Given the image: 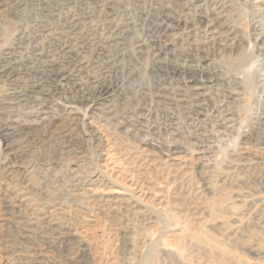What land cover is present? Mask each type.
Instances as JSON below:
<instances>
[{
  "label": "bare ground",
  "instance_id": "obj_1",
  "mask_svg": "<svg viewBox=\"0 0 264 264\" xmlns=\"http://www.w3.org/2000/svg\"><path fill=\"white\" fill-rule=\"evenodd\" d=\"M5 1L20 12L24 11L23 9L22 11L21 8L26 5L27 1H35L39 5L40 15L43 17V20L40 19L39 21L31 18L27 20L28 22L25 21L23 25L16 23L13 28L9 29L7 27L8 29L5 30V32L1 31L0 82H2L1 84H3V87H6L3 91L4 98L2 100L8 102L6 104L4 103L5 105H12V103H18L20 101L30 102L31 105L32 103L40 102L37 109L33 108L35 110H32L29 108L31 111H27L33 114L32 116L35 118L52 108V106L50 107L48 104L56 102L57 100H62L64 103L78 107L99 106L101 102L103 103V101L109 99L113 94L115 95V93H118L120 96L125 97V103L127 104L126 107L123 106V112L120 111L122 113L123 123H126L132 128L135 127L144 131L148 137L155 140H158L160 136L165 134L171 137L175 135L180 137V139L185 138V140L191 141V147L193 148L190 151L179 145L166 146V144H161V142L151 144L142 140L132 143L141 154L145 152L153 153L158 157L160 163L162 162L164 172H166V174L164 173L165 177H162L166 178L164 180L166 183L162 184H166L169 194L176 195L184 205L186 204L185 206L190 203L193 204L195 201H202L203 205L205 204L208 207H213L216 203H222L219 201L224 202L225 199L228 200V197L224 195L225 193L221 194L223 190L213 194L209 199L206 198L205 192L208 190V187H206L208 185H206V182H202L203 175H200L201 172L199 168L201 162H205L216 155L213 148L209 145L207 147L205 146L210 138L208 135L202 134L203 127L205 126L204 124L209 122L216 126V122L219 121L218 119L220 118L222 121H227L235 117L233 116L234 113L230 114L226 112L227 110H223V103H225L227 99H231L236 90L224 95L222 97L223 99L221 98L222 101H218L220 104H218V102L216 103L214 98L215 96H219L213 94L212 98H210L211 94L208 95L207 92H210L212 86L221 80L220 77H222V74L220 75L216 69H213L212 66L207 63L210 54L208 55V52L201 53V50L197 49V47L194 49L189 48L187 50L188 53L183 52V50L174 56H169L167 51L172 37H175L178 31L189 25L199 28L198 31L202 33L205 37L204 39H206H203V44L210 43L213 49L216 50V48H221L225 51L228 48V46L225 45L226 41L231 34L235 33V30H237L235 29V22L232 17L234 6V3H231L232 1ZM244 4L254 8L264 7V0H242L240 6ZM236 6L238 7V5ZM244 7H246V5ZM256 12L261 13V11ZM238 18L236 17V19ZM245 26H247V24ZM257 27L258 23L253 22L250 28L254 32ZM248 29L245 30L248 32ZM188 30H190V28H188ZM238 32L241 31L238 30ZM249 38L248 35L247 37L244 35L241 40L243 39L245 44H249ZM185 39L186 38H184V40ZM232 46L233 45H230L228 48H231L230 51L233 50ZM249 50L252 54L262 53L264 55V36L262 34L255 35L253 46ZM170 51L172 52V50ZM246 51L248 52V50ZM225 83L223 82L222 84H225L229 89H231V86L234 87L233 89L239 87V83L233 80H227ZM188 91H190L189 95L186 94ZM53 107L55 108V106ZM64 110H62V114L59 116H50V118H43L40 122H28L20 125L16 121L10 120L11 116L14 114L10 112L11 110H4V112L0 114V142H4V140L8 139H21L23 135L28 136L29 132L32 130L41 129L43 126L61 121V119H68V121L73 122V119L69 120L71 115ZM3 117L8 118V121L4 120ZM64 128L65 127H63V129ZM57 130L58 129H56L55 133ZM71 133H73V131H71ZM84 134L89 137L88 141L91 140L92 142H98L102 138V135L92 130L85 131ZM112 135L110 134L109 136ZM27 136L17 142L18 150L16 155L14 154L16 152L13 151V155L2 159L0 162V172L3 171V173H8L18 167L16 164L17 159L21 158L20 156L24 154L26 148L28 149L29 142L26 140ZM260 136H263L264 142V134ZM112 139L113 137L107 136L106 142L113 141ZM244 139L246 140L239 145L238 152L245 155L250 153V147L247 148L248 137H244ZM56 140L58 141V138H56ZM60 141L62 142V139ZM78 143L73 138H69L62 142V146L59 150L64 155L76 156L85 148L84 143ZM55 145H57V143ZM113 145L114 144H112V146ZM261 146L263 147V145ZM104 149H106V147ZM118 149L117 151L124 150V148L121 150L120 148ZM53 150H55V147ZM261 150H264V147ZM101 151L102 148L99 150L100 154L98 158H101ZM124 152L122 151L121 154ZM217 155L216 157H218ZM259 155H261V153H259ZM139 156L141 157V155ZM124 158L126 159L125 154ZM125 159L124 161H126ZM133 159L135 158L133 157ZM176 159H179V161L182 160L183 163H185L183 168L185 165L186 167L188 166L185 171L183 170L184 173L175 172L176 175L181 174L179 181L176 180L178 184H174L173 182L169 183L168 177L171 176L170 174L172 173L171 168L174 165H172V162ZM121 162L122 161H120V163ZM21 163H19L20 166ZM60 163L61 160L58 158L57 160H53L50 164H52V166H60ZM27 164H29V162H27ZM27 164L25 163V165ZM71 165L73 164L69 165L70 167H68L67 171H55L54 169L50 171L52 173L48 172L49 183L46 182V184L44 183L45 181L41 180L43 181L42 183L46 184L45 187H47V189L42 188L40 192L45 205L44 209H41V207L38 208L34 205L35 203H31L29 198H17L16 200H7V198L3 199L4 201L1 202L3 204L0 209V227L4 228L2 251L5 256L4 260L6 264H187L188 257L186 258V256L189 255H185L184 251L186 252V249H188L186 248L188 241L189 243L190 241L191 243L195 242L198 246H200V244L209 246V240L211 239H209V236H206L202 230L204 228V222L199 224L197 220L196 223L192 224V229L183 228L181 230L182 232L175 236L178 240L175 248H173L174 245L172 246L173 249L168 246V242L170 241V239L167 241V234L170 233L168 229L169 227L181 225L179 223L180 219L177 218L179 215L173 212L170 213L172 210L164 208L166 206L165 204L164 207L159 205V208L155 203L156 194L153 193L154 195L151 197L149 196L151 194L146 193V189L149 186L146 185L147 183L144 179L134 180V178H131L129 181L123 180V186L118 188L117 181H113L116 180L117 177L111 180V174L106 175L103 173L102 175L107 180L106 186L111 185L110 187H113L109 188L111 192H106L105 188L102 186H96L94 180H85L81 177V174L79 176L75 170L76 168H73ZM156 166L154 168H156ZM156 171L158 173L160 170ZM48 174L45 175L48 176ZM125 174L126 173H124V175ZM120 182H122V180ZM166 187L164 188L166 189ZM28 189L29 188H27V190ZM121 191H129L131 193L129 197L132 200L131 203H128L126 200L125 202L118 200L117 197L107 196L109 193L113 195L117 194L118 196ZM151 191L152 190L149 192ZM231 192L234 193L237 204H240L242 208V213L232 214L231 216L236 229L246 223L250 225V229L252 227V231L255 230L258 233H264V175L258 178L247 177L243 180H237L236 186ZM64 195L66 196L65 198ZM168 197L166 200H170ZM216 199L219 201H215ZM167 202L166 204H168ZM178 204H181V202ZM191 207L188 209L191 210ZM156 208L159 210L161 209L160 212ZM102 209L108 213L121 214L124 220H126L125 216L129 215L130 218L126 220L127 224L119 226L118 228H99V226L97 228L95 221L97 215L102 213ZM186 211L187 210H184V212ZM188 212L190 213V211ZM195 213H197V211ZM72 216L77 220L75 225L66 222L67 218ZM188 218L191 219L189 215ZM213 220H215V218ZM164 221H166L169 226H166ZM188 221L186 220V222H184L185 225L188 224ZM199 233H202V235L199 236ZM173 235H175V233ZM172 240L174 241L175 239ZM165 241H167L168 245H166ZM196 244H194V246ZM196 249L198 250V248ZM233 262H235V260ZM235 264L249 263L237 260Z\"/></svg>",
  "mask_w": 264,
  "mask_h": 264
},
{
  "label": "rangeland",
  "instance_id": "obj_2",
  "mask_svg": "<svg viewBox=\"0 0 264 264\" xmlns=\"http://www.w3.org/2000/svg\"><path fill=\"white\" fill-rule=\"evenodd\" d=\"M3 1H5V0H3ZM3 1L0 0V11H1L0 12V34H1V31L5 32V30H7L8 28L9 29L13 28L16 23L17 24L20 23L21 25H23L25 21H27L31 18L34 20H39V21H40V19L43 20L42 15H40L41 13L39 11L40 10V8L38 7L39 5L35 1H27L26 5L23 8H21V10L22 9L24 10V11L23 10L22 11L25 14L23 12H20L19 10H15L13 7H11V5L7 4L6 1L5 2H3ZM227 1H229V2L232 1L231 2L232 4L234 3L232 17H233V21L235 22L234 23L235 29H237V30H235V33H232L231 36L229 37V39L226 41V43L228 45L225 43V45L228 46V48L230 47V45H233L232 51H230L231 48L230 49L227 48L225 51L222 50L221 48H219V49L216 48V50H215L211 47L210 43L203 44L204 40H206V39H204L205 37L202 35V33H200L198 31L199 28H197L196 26L189 25V26L184 27L180 31H178V33H177V35H175V37L174 36L172 37V40L169 43V48H168L167 52H168L169 56H174V55L182 52L183 50H184L183 52L188 53L187 50L189 48L194 49L197 47V49L201 50L200 51L201 53L202 52L203 53L208 52L207 54L211 55V56L210 55L208 56L209 59H208L207 63L210 64L213 69H216L220 75L222 74L221 75L222 77H220L221 80H219V82H218L219 85H218V83L214 84L212 86V90L210 92H207L208 95L211 94L210 98H212L213 94L219 96V97L215 96L216 99L214 98L216 103L218 101H222V99H223L222 97L224 95L228 94L231 91L236 90V92L233 93L232 98L227 99L225 101L226 104L223 103V110L224 111L227 110L226 112H228L230 114L234 113L233 116H235L234 117L235 119L232 118V120L230 119L227 121H222L220 118V119H218L219 121H217L218 123L216 122V126H215V124H212L209 122H206L204 124L205 126L203 127L202 134L206 135V136L208 135L210 138L207 145H205V146L207 147L209 145L211 148H213L214 149L213 151L215 152V154L216 155L219 154V155H217L219 158L216 157V155H214L215 157H213V158H211L205 162H201L202 164L200 163V168H199L200 172H201V173L199 172L200 175H203L202 176V178H203L202 182L203 183L206 182L207 183L206 185H208V186H206V187H208V190H206V192H205L206 198L209 199L211 196H213V194L217 193L218 191L223 190V191H221V194L225 193L224 195L228 197L227 199L229 201L225 199V201H226V203H225V201L223 202V201H219L216 199L215 201H217V202L219 201L222 203H216V205H213V207H208L205 204L203 205L202 201H195L196 204L193 202V204L192 203L189 204L190 206L189 205L185 206L186 204L184 205V203L181 200H179V198L176 197V195H173L171 193L169 194L167 191L166 184H164L165 186L162 184V183H166V181H164L166 178H162L166 174V172H164V167L162 165V162L160 163V160H158V157L155 156L153 153L145 152V153L141 154L140 151H138L136 149V146L133 145L132 143L142 141V140L145 142H149L151 144H156L157 142L158 143L161 142V144L162 143L164 145L166 144V146L167 145H171V146L179 145L182 148L189 150V151L193 148V147H191L192 143L190 140L189 141H187V139L185 140V138L180 139V137H178V136L174 135L171 137V136H168L165 134L160 136V138L158 140H155L151 137H148L144 131H141L135 127L132 128L131 126L127 125L126 123H123L121 112H123L122 110H124L123 106H125V107L127 106V104L125 103L126 100H125L124 96H120L118 93H115L116 96L113 94L109 99H107L106 101H103V103L101 102L99 105L100 107L95 106V105H92L90 107L89 106H83V107L79 106L78 107V106H74L71 104L64 103L62 100H57L56 102H51L48 104V106H50V107L52 106V108L48 109L45 113L41 114L40 116L34 118L32 116L33 114H30L28 112H30L31 109L32 110L37 109L39 107L40 102H36L34 104L32 103V105H31L30 102L20 101L18 103L16 102L17 104L12 103V105H5L8 102H4L2 100L4 98V96H3L4 92L3 91L5 90L6 87H3V84H1L2 82H0V88H1L0 89V94H1L0 100L2 101V102L0 101V114L2 112H4V110L5 111L11 110L10 112H12L14 114H13V116H11L12 119L10 118V120L16 121L19 125L24 124V123H28V122L29 123L40 122V121H42L43 118L44 119L50 118V116H59L60 114H62L61 112L64 109H65L64 110L65 112H68L71 115L69 120L73 119L72 120L73 122L68 121V119L67 120L61 119V121L53 122V124L51 123L50 125L43 126L45 128L42 127L41 129L32 130L28 134V136L30 135L29 137L27 135H23L21 137V139L20 138L19 139L18 138L17 139H8V140H4V142L3 141L0 142V162L2 161L3 158L13 155L14 152H16V153H14L15 155L17 154V150H18V143L17 142L19 140L21 141L22 139L25 138V136H27L26 140L29 142L28 143V149L26 148L24 154L22 155L23 157L20 156L21 158H18L16 161V164L18 167L13 169L14 171L11 170L8 173H5V172L3 173V171L0 172V204H1L0 209L2 208V204H3L1 202L4 201L3 199H7V198H8L7 200H13V199L16 200L17 198L18 199L19 198H27V199L29 198V201H31V203H33V204L35 203L34 205H36L38 208L41 207V209L42 208L44 209L45 205L43 202V197L41 196L40 192H41L42 188L47 189V187H45V186L47 183H49L48 182L49 181L48 180V177H49L48 172H50L54 169H55V171H57V170L67 171L68 167H70L69 165L73 164L71 166L73 168L74 167L76 168L75 170L77 171V174H79V176L81 174V177L85 180H87V179H91V181L94 180L96 182L95 185L96 186H102L103 188H105L106 192H108V191L111 192V190L109 188H113V187H110L111 185L106 186L107 180L102 175L103 173L106 175L111 174V176H112L111 180H113V178L115 179L117 177L116 180H113V181H117L116 183H118L117 184L118 188L123 186L124 181H129L131 178H134V180L135 179L136 180L144 179V181L147 183L146 185L149 186L146 189V193L151 194V195H149L151 197H153V195L156 194L155 203L158 206L160 205L161 207H164L166 205L164 208L171 209L172 211L170 213L173 212V213L179 215V216H177V215L176 216L178 219H180L179 223L181 225H179L177 227H169V229H168V231L170 233L167 234L168 240L167 239L166 240L169 241V239H170V241H169L170 243L168 242L169 245L167 244V241H165V243H166V245L170 246V248H172L173 245H174L173 248H175V246L177 245L178 240H177V237L175 238V236L179 235L182 232L181 230L183 228L192 229V224L196 223V220H197V223L199 222V224L204 222L203 223L204 228L202 230L205 233V235L206 236L208 235L209 239H211V240H209V246H206L203 244L202 245L200 244V246H198V244H196L195 242L191 243V241H190V243H191L190 244L188 241L186 244L187 245L186 248H188V249L185 248L186 252L184 251L185 255L188 254L190 256V257L186 256V258L188 257L187 259L189 260V262L187 260V264H193V263L194 264H196V263L197 264H235L237 260H242V261H245L246 263H249V264H264V233H258L254 229L253 230L255 232L252 231V227L250 229V225L246 224V223H244L241 227L236 229V226L233 224L232 219H231L232 214H240V212L242 213L241 205L237 204V201L235 199V195L233 192H231L234 189V187L236 186V181L240 180V179H242V180L246 179L247 177L258 178L259 176L264 175L263 174L264 173V155H263L264 150H261L264 147V142H263V138H262L263 136H260L261 134H264L263 133L264 132V55L262 53L261 54L260 53L252 54L249 50L253 46V39H254L256 34H262L264 36V7L254 8V7L249 6L247 4L242 5L243 6L242 7V6H240V2L242 0H227ZM33 2H34V4H33ZM27 5H29V6H27ZM236 5H238V7ZM245 5H246V7H244ZM33 7H35V8H33ZM249 7H250V9H249ZM7 8H8V10H7ZM253 8H254V10H253ZM239 9H240L241 13H240ZM11 10H13V11H11ZM29 11H30V13H29ZM256 11H261V13L260 12L257 13ZM32 13H34V14H32ZM253 14L254 15L256 14V15L254 16ZM259 14H260V16H259ZM16 15H17V17H16ZM27 15H28V17H27ZM238 16H239V18H238ZM236 17L238 19H236ZM247 19H249V20H247ZM253 22L258 23V27L260 29L259 30L257 27L256 31H254L255 33L250 28L251 24ZM246 24H247V26H245ZM3 27H4V30H3ZM188 28H190V30H188ZM245 29H248V32ZM238 30L241 32H238ZM190 35H192V36H190ZM244 35H245V37H247V35H248V37H250L249 38V44H245V42H243V39L241 40V38ZM184 38H186V39L184 40ZM200 41H201V43H200ZM198 43H200V44H198ZM244 46H246V47H244ZM198 47H200V48H198ZM170 50H172V52ZM246 50H248V52ZM212 51H213V53H212ZM244 52H247V53H244ZM227 80H233V81H236L237 83H239V87H237L238 90L233 89L234 88L233 86H231V89L227 88L225 85L226 84L225 82H227ZM223 82L225 84H222ZM221 91H223V92H221ZM189 92L190 91H188L186 94L189 95ZM218 104H220V103L218 102ZM19 105L20 106L22 105V106L20 107ZM53 106H55V108ZM5 107H7V108H5ZM13 108H14V111H13ZM29 108H31V109H29ZM33 108H35V109H33ZM105 110H106V112H105ZM48 114H49V117H48ZM17 115H18V117H17ZM37 118H39V119H37ZM3 119L8 121V118H6V117H3ZM21 119H23V120H21ZM68 123H69V125H68ZM85 125H86V127H85ZM206 126H207V128H206ZM63 127H65L64 129H66V130H64ZM56 129H58V130L55 133ZM59 129L62 132H60ZM91 130L94 132L96 131V132H98V134L102 135V138L100 141H98V142H92L91 140L88 141L89 137L87 135H85L84 132L85 131H91ZM71 131H73L74 135H73V133H71ZM76 133H77V135H76ZM255 133H257V134H255ZM110 134L111 135L113 134V135L109 136ZM257 135H258V137H257ZM62 136L64 138L66 136L67 137L64 139ZM107 136L111 137V138L113 137V139H112L113 141H110L111 143L109 141L106 142ZM251 136H252V138H251ZM114 137H115V139H114ZM244 137H246V138L248 137V139L249 138L252 139V140L249 139L247 141L248 147H247V145H246V147L247 148L250 147L249 148L250 153L245 154V155L238 152L239 151L238 149L240 147L239 145L246 140V139H244ZM56 138H58V141L56 140ZM69 138L70 139L73 138L77 143L80 141L78 144L84 143L85 148L81 151V153H78L76 156L75 155H71V156L64 155L59 150L60 147L62 146V142H64L65 140H68ZM255 138H257V139H255ZM61 139H62V142L60 141ZM260 139H262V140H260ZM9 140H10V142H9ZM114 140H119V141H114ZM132 140H134V141H132ZM125 141H127V142H125ZM30 142H31V145H30ZM114 142H116L117 144ZM120 142H124V143H120ZM56 143H57V145H55ZM258 143L263 145V147L261 145H259ZM112 144H114V145L112 146ZM109 145H110V147H109ZM115 145H116V147H115ZM127 145H128V147H127ZM53 146L55 147V150H53V148H54ZM251 146H252V148H251ZM96 147L99 150L102 148V151H101L102 155L100 156L101 158H98V155L100 154V152H99V150L96 149ZM105 147H106V149H104ZM117 147L120 148V150L124 148V150L117 151V150H119ZM88 148H89V150H88ZM113 148H115V149H113ZM128 148H129V150H128ZM130 148L132 151L130 150ZM133 149H134V151H133ZM253 149H255V150H253ZM122 151L123 152L125 151V152L123 154H121ZM56 152H57V154H56ZM130 152H131V155H130ZM259 153H261L262 156L259 155ZM124 154H125L126 159L124 158ZM139 155H141V157ZM133 157L137 160L133 159ZM58 158L61 160L60 166L59 165L52 166V164H50V163L55 159L57 160ZM68 158H69V160H68ZM124 159L126 161H124ZM145 159H146V161H145ZM155 159L158 161H156ZM24 160H26V161H24ZM116 160H118V161H116ZM23 161H24V163H23ZM120 161H122V162L120 163ZM154 161L158 162V163H155ZM27 162H29V164H27ZM177 162H180V163H177ZM19 163H21V166ZM25 163L27 165H25ZM151 163H153V164H151ZM184 164L185 163H183L182 160L179 161V159H176L172 162V165L174 167L172 166V168H171V171H172V173L170 174L171 176H168L169 177V183L173 182L174 184H178V182L176 183V180L179 181L181 174L176 175L175 172H177V173L183 172L184 173L185 169L188 168V166L186 167V165L183 168ZM132 165H134V166H132ZM141 166H142V168H141ZM155 166L157 169L154 168ZM111 169H113V170H111ZM155 169L158 171L160 170V171L157 173V171ZM243 171H244V173H243ZM50 173H52V172H50ZM121 173H122V175H121ZM124 173H126V174L124 175ZM132 173L135 175H133ZM42 174H43V176H42ZM45 174H48V176ZM139 174H140V177H139ZM40 175H41V177H40ZM131 176H133V177H131ZM42 177H43V179H42ZM174 178H175V180H174ZM126 179H128V180H126ZM41 180L45 181L44 183H46V182L47 183L44 184V183H42L43 181H41ZM121 180H122V182H120ZM39 182H41V183H39ZM21 185H22V187H21ZM164 187H166V189ZM230 187H232V188H230ZM27 188H29L28 189L29 191L27 190ZM21 189H23V190H21ZM17 190H18V192H17ZM150 190H152L151 191L152 193L149 192ZM23 192H24V194H23ZM172 195H173V197H172ZM40 196H41V198H40ZM107 196L117 197L118 200H122L124 202L126 200L128 203L132 202V200L129 198L131 196V193L129 191H121L120 195H118V196H117V194L113 195V194L109 193V195H107ZM107 196H105V197H107ZM65 197L66 196L64 195V198ZM167 197L170 200H166ZM62 198H63V196H62ZM40 199H42V200H40ZM163 199H165L166 202L169 201V202H167L168 204H166L165 200H163ZM162 200H163V202H162ZM212 200H214V199H212ZM32 201H35V202H32ZM160 201H161V203H160ZM180 202L182 205L178 204ZM39 204H40V206H39ZM169 204H170V206H169ZM41 205H43V206H41ZM177 205L178 206L181 205L182 207L181 206L178 207ZM160 206H159V208H160ZM186 207H187V209H186ZM190 207H191V210L188 209ZM192 208L193 209L195 208L196 210L195 209L193 210ZM212 208H215V209H212ZM156 209H158V208H156ZM102 210H103L102 213H100V214L97 213L98 215H97V218L95 221L96 222L95 225L97 228H98V226H99V228H110V227H113V229L118 228L119 226L127 224L126 220L130 218L128 215V216H125L126 220H124V219H122L121 214L111 213V212L108 213L104 209H102ZM160 210L158 209L159 212H160ZM184 210H187V211L184 212ZM188 211H190V213ZM196 211H197V213H195ZM225 211H226V213H225ZM192 213H194V214H192ZM195 214L198 216L200 215V216L198 217ZM188 215L191 217L192 220L194 218V220L192 221L190 218H188ZM211 217H212V219H211ZM213 217L215 218V220H213L214 219ZM162 220H164V219H162ZM186 220L187 221L189 220L187 222L188 223L187 225H185V223H184V222H186ZM207 221H209V222H207ZM66 222H68L69 224L75 225L77 220L72 216L70 218H67ZM218 222H220V223H218ZM164 223L166 226H169V224L166 221H164ZM189 223H191V224H189ZM174 233H175V235H173ZM176 233H178V234H176ZM201 235H202V233H199V236H201ZM3 238H4V228L0 227V264H6L5 260H4L5 256H4V253L2 251L3 250V244H2ZM172 239H175V240L173 241ZM194 244H196V245L194 246ZM190 246H192V247H190ZM199 247H200V249H199ZM196 248H198L199 251ZM196 250H197V254H196ZM190 259L192 262L190 261ZM234 260H235V262H233Z\"/></svg>",
  "mask_w": 264,
  "mask_h": 264
}]
</instances>
